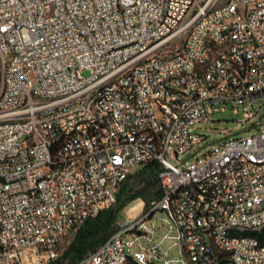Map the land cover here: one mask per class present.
Listing matches in <instances>:
<instances>
[{
	"label": "built area",
	"instance_id": "1",
	"mask_svg": "<svg viewBox=\"0 0 264 264\" xmlns=\"http://www.w3.org/2000/svg\"><path fill=\"white\" fill-rule=\"evenodd\" d=\"M219 1L0 0V264L56 260L152 160L160 195L75 264H264V127L195 130L264 99V0Z\"/></svg>",
	"mask_w": 264,
	"mask_h": 264
},
{
	"label": "trees",
	"instance_id": "2",
	"mask_svg": "<svg viewBox=\"0 0 264 264\" xmlns=\"http://www.w3.org/2000/svg\"><path fill=\"white\" fill-rule=\"evenodd\" d=\"M141 169L142 170L138 173H131L129 179L135 176L139 178L141 173L143 175V186L140 189L129 192L130 187L128 188V181H126L116 195V203L119 204L118 207L115 204H112L100 210L96 215L87 218L85 222L78 227L72 241L57 259L61 261L68 258L70 260V264H75L86 253L96 249L108 239L116 228L118 211L125 204L135 198L145 197L147 200L145 202L147 207L149 206L151 200L160 195L161 188L158 177L159 163L156 160H152L145 163ZM158 184L159 188L157 189L156 195L153 198H148L147 190L157 186ZM243 233L247 235H254L262 243H264V226L259 229L244 230ZM127 263L140 264L131 257L128 259ZM49 264L55 263L51 261Z\"/></svg>",
	"mask_w": 264,
	"mask_h": 264
},
{
	"label": "rangeland",
	"instance_id": "3",
	"mask_svg": "<svg viewBox=\"0 0 264 264\" xmlns=\"http://www.w3.org/2000/svg\"><path fill=\"white\" fill-rule=\"evenodd\" d=\"M223 0H220L219 3H221ZM84 75H88L89 71L84 70ZM259 105H262L258 113L253 119L245 120L244 114H243V108L241 106L234 107L232 105H227L225 109H222V106L220 104H217L219 107V110L213 113V117L216 120L203 122L198 124L195 127V130L203 132L208 135L207 140L202 143L205 149L206 145L211 142L217 141L219 138H221L224 135V130H230L232 135L237 134H248V133H255L258 131V128L264 127V99H258L253 102L252 109H257ZM215 106V105H214ZM179 157V159L183 160L184 158L188 162L191 158L188 157ZM177 159L175 158L174 161ZM143 165H138L133 168V172L138 173L141 171ZM143 175L140 173V177L137 178L131 177L128 180V188L129 192H132L134 190L140 189L144 182H143ZM159 188V184L157 186H154L147 190V197L153 198L156 195L157 189ZM146 198L145 197H138L134 200L128 202L125 204L119 211H118V220L116 223V227L118 226V222H121L126 217L127 213H134L135 211H140L142 208H146ZM116 199L112 201L110 205L115 204L118 207V203H116ZM136 205V207L129 210L131 207ZM108 207V206H107ZM75 228L71 232H69L65 238L63 239L62 243L60 244L59 249V256L63 253L64 249L69 245V243L72 241L76 230ZM116 229V228H115ZM176 254V253H175ZM177 255V254H176ZM58 256V257H59ZM55 264H70V260L68 258H65L64 260L56 259L54 261Z\"/></svg>",
	"mask_w": 264,
	"mask_h": 264
}]
</instances>
